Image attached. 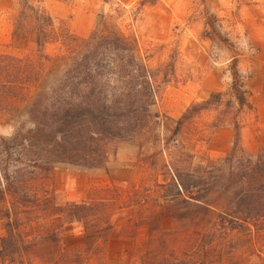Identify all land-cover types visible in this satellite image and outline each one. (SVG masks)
I'll list each match as a JSON object with an SVG mask.
<instances>
[{"label":"trees","instance_id":"16d2710c","mask_svg":"<svg viewBox=\"0 0 264 264\" xmlns=\"http://www.w3.org/2000/svg\"><path fill=\"white\" fill-rule=\"evenodd\" d=\"M20 1L11 46L21 49L22 42L29 39L34 49L31 57L0 54L9 61L0 66V105L4 97H20L25 85L39 84L44 61L53 62L63 53L67 63L47 88L36 92L28 111L33 127L10 138L0 136V264H26L22 256L33 243L20 238L18 229L30 220L57 215L64 223L82 226L81 249L66 255L70 264H84L88 258H99L102 264L113 227L111 217L121 208L120 191L116 187L95 188L80 201L58 203L52 186L53 166L66 162L105 167L112 142L133 138L156 120L158 113L151 107L159 90L138 39L122 31L113 13L98 14L92 31L80 36L63 19L57 21L50 15L42 0ZM144 2L140 0V4ZM205 24V36L220 38L213 22ZM50 44L61 54L45 53ZM237 63L233 57L231 87L187 106L173 120L159 152H166L169 141L175 146L182 129L203 111L221 105L228 111L236 105L238 109L246 107L255 118L250 91ZM223 121L218 118L212 128ZM242 124L231 123L234 141L224 155L194 163L192 153L182 152L186 158L163 163L166 175L163 182H155L157 188L166 189L159 205L162 210L199 228L197 234L202 237L192 252L200 253L177 255L160 237V244L131 264H236L238 256L246 258L243 253L260 260L254 264H264L263 252L252 236L264 230V146L254 154L247 153L240 144ZM182 163L187 166L181 167ZM36 174L41 175L42 184ZM172 189L178 199L168 200L165 196ZM148 223L150 229H160L159 215L154 214ZM61 235L62 225L45 230L40 237L56 242ZM205 236L208 239L202 240ZM243 246L246 252L239 251Z\"/></svg>","mask_w":264,"mask_h":264},{"label":"rangeland","instance_id":"374dc122","mask_svg":"<svg viewBox=\"0 0 264 264\" xmlns=\"http://www.w3.org/2000/svg\"><path fill=\"white\" fill-rule=\"evenodd\" d=\"M21 5L20 0H0V54L18 57L33 54V43L29 39L22 42L21 49L11 46L13 19ZM41 5L57 21L63 19L70 30L80 36H87L92 31L98 14L113 13L122 31L138 39L159 90L151 107L152 112L158 113L153 121L159 120V123L152 121L146 131L133 138L112 142L105 167L87 168L66 162L54 164L51 176L56 201L61 204L80 201L95 188L116 187L120 191L118 204L121 208L111 217L113 227L102 264L139 262L146 250L161 243L160 237L165 241V247L174 249L177 255H198L200 252L192 251L202 237L197 234L199 228L172 218L159 206L164 202L162 194L166 190L155 184L156 181L163 182L166 175L162 164L185 157L182 152L192 153L194 163H205L207 157L215 159L224 155L234 141L231 123L235 120L243 123L241 146L245 144L247 149H243L254 154L260 138L264 139V130L254 122L246 107L238 109L235 105L225 111L221 105L199 113L182 129L175 146L169 141L166 145L169 151H159L163 142L166 144L163 137L173 127V120L187 106L207 98L212 92L231 87L233 57L238 59L237 69L244 76L251 96L253 60L258 48L264 49V0H145L143 5L140 0H42ZM206 21L214 23L220 38L205 36ZM26 34L28 37L29 32ZM44 51L61 54L55 44L47 45ZM7 62L0 56V66ZM66 63L63 53L53 62L44 61L38 85H25L20 97L2 98L1 137L10 138L18 131L33 127L28 111L36 92L47 88ZM218 118L224 121L213 129L211 123ZM148 138L150 140L146 141ZM150 161L155 164L150 165ZM36 176L37 182L42 184L41 175ZM169 193L165 196L168 200L178 199L174 189ZM154 214L159 215L160 229L149 227L148 220ZM60 225L63 235L56 242L40 237L45 230ZM2 233L0 226V235ZM17 233L25 242L33 243L23 253L26 264H70L66 255L80 250L83 244L81 224L64 223L60 215L30 220ZM252 236L264 256V230L259 235L252 233ZM223 243H227L226 240ZM239 251L247 250L243 246ZM243 255L246 258L238 256L234 263L260 262L253 254ZM98 259L88 258L84 264H99Z\"/></svg>","mask_w":264,"mask_h":264},{"label":"crops","instance_id":"0c3cea01","mask_svg":"<svg viewBox=\"0 0 264 264\" xmlns=\"http://www.w3.org/2000/svg\"><path fill=\"white\" fill-rule=\"evenodd\" d=\"M249 97H250L249 98L250 102L255 108L256 116L254 118L255 119L254 122L258 124L261 130H264V49L262 46L258 48V53L253 60L252 94ZM240 141H241V138H240ZM242 146L244 149L245 148L247 149L245 144ZM263 146H264V139L260 138L257 150ZM229 150H227L226 152H228Z\"/></svg>","mask_w":264,"mask_h":264}]
</instances>
